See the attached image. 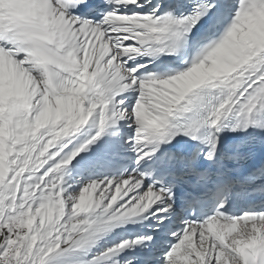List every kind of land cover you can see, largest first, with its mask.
<instances>
[{"label":"snow or ice","instance_id":"6c2138e0","mask_svg":"<svg viewBox=\"0 0 264 264\" xmlns=\"http://www.w3.org/2000/svg\"><path fill=\"white\" fill-rule=\"evenodd\" d=\"M0 264H264V0H0Z\"/></svg>","mask_w":264,"mask_h":264}]
</instances>
